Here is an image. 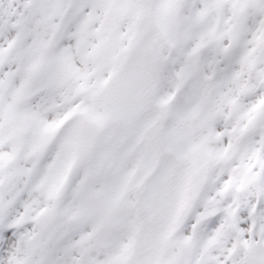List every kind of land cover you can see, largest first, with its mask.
Wrapping results in <instances>:
<instances>
[{
  "label": "snow or ice",
  "instance_id": "obj_1",
  "mask_svg": "<svg viewBox=\"0 0 264 264\" xmlns=\"http://www.w3.org/2000/svg\"><path fill=\"white\" fill-rule=\"evenodd\" d=\"M0 264H264V0H0Z\"/></svg>",
  "mask_w": 264,
  "mask_h": 264
}]
</instances>
